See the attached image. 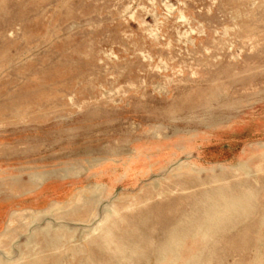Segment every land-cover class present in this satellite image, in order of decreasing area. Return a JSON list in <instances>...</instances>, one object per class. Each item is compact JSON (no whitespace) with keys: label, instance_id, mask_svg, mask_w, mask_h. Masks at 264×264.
Segmentation results:
<instances>
[{"label":"rangeland","instance_id":"1","mask_svg":"<svg viewBox=\"0 0 264 264\" xmlns=\"http://www.w3.org/2000/svg\"><path fill=\"white\" fill-rule=\"evenodd\" d=\"M34 174L79 192L0 264H264V0H0V185Z\"/></svg>","mask_w":264,"mask_h":264},{"label":"crops","instance_id":"2","mask_svg":"<svg viewBox=\"0 0 264 264\" xmlns=\"http://www.w3.org/2000/svg\"><path fill=\"white\" fill-rule=\"evenodd\" d=\"M67 180L34 174L14 178L10 186L0 185V237L29 214H33L34 218L28 225L26 234L14 239L13 244L31 237L33 232L41 234L47 228V220L53 219V213L63 212L65 199L79 192L77 183L80 179ZM58 204L61 205L57 207Z\"/></svg>","mask_w":264,"mask_h":264},{"label":"bare ground","instance_id":"3","mask_svg":"<svg viewBox=\"0 0 264 264\" xmlns=\"http://www.w3.org/2000/svg\"><path fill=\"white\" fill-rule=\"evenodd\" d=\"M183 16V15H182ZM201 25V24H200ZM242 154V153H241ZM240 158V157H239ZM244 167H247V168H249L250 169V167H249V165L246 163V162H240V163H238V164H236V165H234V166H232V170H235V171H242L241 170V168H244ZM222 168V167H221ZM202 171V170H201ZM246 175H249V173H246L245 171H243ZM96 187V186H95ZM221 207V206H220ZM226 207L228 208V209H230L227 205H226ZM227 208L225 209V210H227ZM111 210V206H109L108 207V209H104V210H102V214H106L107 212H109ZM221 210H223V211H225L224 209H222L221 208ZM231 210H233V208L231 209ZM230 211V210H229ZM228 211V212H229ZM227 212V211H226ZM225 212V213H226ZM108 214V213H107ZM220 217H221V214H220ZM222 217H223V215H222ZM220 220H222V219H220ZM219 220V221H220ZM100 223V221H96V225L93 227V228H91L89 231L91 232V233H97V231H98V226L100 225L99 224ZM218 225V224H217ZM82 229L84 230L85 228L84 227H82ZM173 229V228H172ZM176 229V228H175ZM203 230H204V228L202 229V233H203ZM84 231H86V230H84ZM83 231V232H84ZM82 232V233H83ZM173 232V231H172ZM168 233H171V231L170 232H168ZM193 233V232H192ZM202 233H200V235H199V237H201L202 236ZM174 234V233H173ZM180 234V233H179ZM88 235V234H87ZM178 237V236H177ZM187 237V236H186ZM179 238V237H178ZM176 239V238H175ZM166 243H168V242H166ZM173 264H175V263H173Z\"/></svg>","mask_w":264,"mask_h":264}]
</instances>
